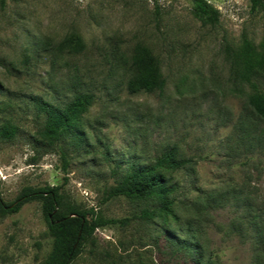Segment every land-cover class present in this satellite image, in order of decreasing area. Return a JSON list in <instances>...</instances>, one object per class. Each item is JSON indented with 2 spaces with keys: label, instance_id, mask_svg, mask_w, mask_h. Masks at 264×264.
<instances>
[{
  "label": "rangeland",
  "instance_id": "rangeland-1",
  "mask_svg": "<svg viewBox=\"0 0 264 264\" xmlns=\"http://www.w3.org/2000/svg\"><path fill=\"white\" fill-rule=\"evenodd\" d=\"M206 1L219 12L214 26L196 18L192 0H0V127H18L14 139L0 141L2 199L13 202L28 186H60L67 204L103 220L129 219L98 228L72 264H192L178 251L182 240L195 241L203 261L252 264L244 200L247 190L251 200L264 199V163L244 165L255 153L240 145L243 123L254 117L232 90L228 58L246 42L264 49V0L256 8L252 0ZM70 34L84 41L82 53L36 46ZM138 44L159 59L163 90L129 93ZM254 82L264 95V78ZM77 91L93 102L79 120L83 146L62 144L65 170L62 146H45L38 134L45 117L35 100L63 107ZM169 150L191 163L171 174L176 200L166 226L138 218L142 203L104 201L113 169L152 165ZM52 247L39 202L0 217V264H39Z\"/></svg>",
  "mask_w": 264,
  "mask_h": 264
},
{
  "label": "trees",
  "instance_id": "trees-1",
  "mask_svg": "<svg viewBox=\"0 0 264 264\" xmlns=\"http://www.w3.org/2000/svg\"><path fill=\"white\" fill-rule=\"evenodd\" d=\"M199 4L196 18L203 25L214 26L219 21V12L206 0H192ZM262 6V0H252V7ZM37 48L50 50L54 54H80L86 46L77 34L65 36L56 44L52 40H39ZM232 90L245 96L246 104L253 112V119L243 123L240 145L255 156L246 154L244 165L264 163V95L257 91L254 82L257 76L264 78V49L257 50L246 42L240 50L229 54ZM131 78L127 83L129 93H153L165 87L159 59L145 45L138 44L131 55ZM249 88L251 91H248ZM93 95L74 92L72 99L63 107L43 100H35L39 113L45 117L38 134L45 146L60 147L62 164L68 167L67 152L63 145L80 149L84 144L79 120L92 105ZM18 134V127L7 122L0 127V141H10ZM248 152V153H249ZM191 163L189 159H179L169 150L158 157L154 164L141 166L131 164L124 170L113 169L117 176L115 185L105 192L104 201L123 197L131 202L144 204L138 218L149 221L159 220L164 226L174 216L175 184H171L172 173L184 169ZM255 164V165H256ZM170 175V176H169ZM245 192V191H244ZM244 192H241L244 194ZM245 212L243 232L253 250L252 264H264V199L251 200V192H245ZM41 204L48 232L53 238V247L48 257L39 264H72L83 251L84 244L93 237L95 231L106 224L127 225L129 219L103 220L93 209H84L67 204L60 186L25 187L18 197L6 203L0 194V217L18 213L28 202ZM178 251L192 260V264H213V260L203 261L202 249L193 240L176 242Z\"/></svg>",
  "mask_w": 264,
  "mask_h": 264
}]
</instances>
